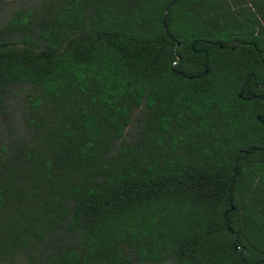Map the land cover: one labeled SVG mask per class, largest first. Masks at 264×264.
<instances>
[{"label": "trees", "instance_id": "trees-1", "mask_svg": "<svg viewBox=\"0 0 264 264\" xmlns=\"http://www.w3.org/2000/svg\"><path fill=\"white\" fill-rule=\"evenodd\" d=\"M263 122L264 0L9 8L0 264H264Z\"/></svg>", "mask_w": 264, "mask_h": 264}, {"label": "rangeland", "instance_id": "rangeland-1", "mask_svg": "<svg viewBox=\"0 0 264 264\" xmlns=\"http://www.w3.org/2000/svg\"><path fill=\"white\" fill-rule=\"evenodd\" d=\"M34 0H0V14L5 13L9 8L27 5Z\"/></svg>", "mask_w": 264, "mask_h": 264}, {"label": "water", "instance_id": "water-1", "mask_svg": "<svg viewBox=\"0 0 264 264\" xmlns=\"http://www.w3.org/2000/svg\"><path fill=\"white\" fill-rule=\"evenodd\" d=\"M175 45H177V43H176V42H175ZM178 58H179V57H178V56H176V59H175V61H177V60H178ZM263 124H264V122H263ZM232 247H233V249H236V248H237V246H235V244H233V245H232Z\"/></svg>", "mask_w": 264, "mask_h": 264}]
</instances>
